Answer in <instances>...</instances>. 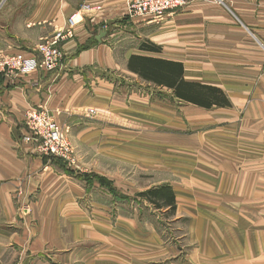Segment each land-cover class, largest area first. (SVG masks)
Wrapping results in <instances>:
<instances>
[{
    "label": "crops",
    "instance_id": "1",
    "mask_svg": "<svg viewBox=\"0 0 264 264\" xmlns=\"http://www.w3.org/2000/svg\"><path fill=\"white\" fill-rule=\"evenodd\" d=\"M127 3L0 0L8 54L33 53L82 12L58 68L0 74V264H264V0H187L162 21L127 17ZM132 55L182 63L185 81L230 105L182 100ZM30 107L69 128L73 163L22 141ZM118 163L156 181L137 195L172 187L173 212L145 198L162 224L128 201L136 175Z\"/></svg>",
    "mask_w": 264,
    "mask_h": 264
},
{
    "label": "built area",
    "instance_id": "2",
    "mask_svg": "<svg viewBox=\"0 0 264 264\" xmlns=\"http://www.w3.org/2000/svg\"><path fill=\"white\" fill-rule=\"evenodd\" d=\"M187 0H128L126 16L131 19L162 21L167 15L184 7ZM90 5L82 10L88 11ZM82 12H74L67 21L66 29L54 36L44 38L33 53L0 52V74L14 77L28 75L39 70L54 71L64 59L61 43L74 37V29L82 17ZM91 112L94 110L91 109ZM26 133L22 141L31 143L39 153L74 162V148L69 137V128L58 123L52 113L43 107H30L25 112Z\"/></svg>",
    "mask_w": 264,
    "mask_h": 264
},
{
    "label": "trees",
    "instance_id": "3",
    "mask_svg": "<svg viewBox=\"0 0 264 264\" xmlns=\"http://www.w3.org/2000/svg\"><path fill=\"white\" fill-rule=\"evenodd\" d=\"M140 49L150 52H160L161 47L151 41H142ZM180 68V81L176 79L172 82V66L176 75V67ZM129 67L138 72L143 78L165 84L174 88L177 97L182 100L191 102L204 108H212L213 106H229L230 103L222 89L200 83H191L184 80V66L182 63H176L165 59L132 55L129 60ZM153 203L157 208L169 206L173 212L176 208L175 194L169 184H162L153 187L139 194Z\"/></svg>",
    "mask_w": 264,
    "mask_h": 264
},
{
    "label": "rangeland",
    "instance_id": "4",
    "mask_svg": "<svg viewBox=\"0 0 264 264\" xmlns=\"http://www.w3.org/2000/svg\"><path fill=\"white\" fill-rule=\"evenodd\" d=\"M187 131V130H186ZM183 136L184 133H182ZM188 134V133H187ZM70 137V134H69ZM71 140V138H70ZM72 143V141H71ZM183 152V149H182ZM183 154V153H182ZM122 166V168H121ZM127 168V172L131 171L136 175V177L131 180L132 181V187H133V194L130 198H128L127 200L132 203L133 205H139L140 207H142L143 211L149 216L150 219H152V216H157L159 217V221H161L160 224H162V221H165L167 218V215L165 213V215H163L161 212H159V210H157V208L150 204L149 202L146 201V199L140 195H137L136 192L141 189L144 188L145 186H149L150 184H152V182H156L154 180L151 179V177H145L144 174L141 173V164L140 163H133L131 166L129 165H125L124 163H118L117 164V170L120 173H123V169ZM143 178V179H142ZM148 205V207H147ZM150 206V207H149ZM139 210V207L138 209ZM166 217V218H165ZM164 224H167L166 222Z\"/></svg>",
    "mask_w": 264,
    "mask_h": 264
},
{
    "label": "water",
    "instance_id": "5",
    "mask_svg": "<svg viewBox=\"0 0 264 264\" xmlns=\"http://www.w3.org/2000/svg\"><path fill=\"white\" fill-rule=\"evenodd\" d=\"M105 35V32L104 31H101L99 33V35L97 36L98 39H100L101 37H103Z\"/></svg>",
    "mask_w": 264,
    "mask_h": 264
}]
</instances>
